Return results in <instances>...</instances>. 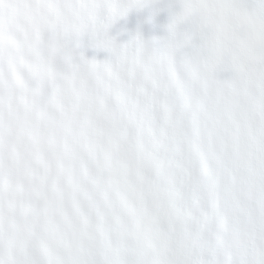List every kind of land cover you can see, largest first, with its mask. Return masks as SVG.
Masks as SVG:
<instances>
[{"label":"clouds","instance_id":"obj_1","mask_svg":"<svg viewBox=\"0 0 264 264\" xmlns=\"http://www.w3.org/2000/svg\"><path fill=\"white\" fill-rule=\"evenodd\" d=\"M0 264H264V0H0Z\"/></svg>","mask_w":264,"mask_h":264},{"label":"snow or ice","instance_id":"obj_2","mask_svg":"<svg viewBox=\"0 0 264 264\" xmlns=\"http://www.w3.org/2000/svg\"><path fill=\"white\" fill-rule=\"evenodd\" d=\"M108 42H109V44L111 45V47L113 48V49H115V48H122V47H124L123 45H119V46H117L114 42H115V38H113V37H111V38H108ZM212 236H211V234H209L206 238H205V241H204V243L206 244V245H210L211 243H212Z\"/></svg>","mask_w":264,"mask_h":264}]
</instances>
